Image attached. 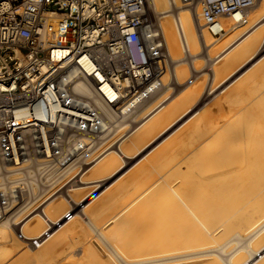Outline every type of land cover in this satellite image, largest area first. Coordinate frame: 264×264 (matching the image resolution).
Returning a JSON list of instances; mask_svg holds the SVG:
<instances>
[{"label": "bare ground", "instance_id": "6f19581e", "mask_svg": "<svg viewBox=\"0 0 264 264\" xmlns=\"http://www.w3.org/2000/svg\"><path fill=\"white\" fill-rule=\"evenodd\" d=\"M145 2L156 15V26L168 60H176L182 54L181 49L193 54L201 44L195 23L200 12L197 6L195 12L192 10L194 1L182 3L185 7L175 14L173 8L179 7L180 0ZM242 13L243 10H236L220 18L219 25L225 32H221L218 40L215 38V47H211L214 54H207V59L213 58L210 75L213 84L217 74L222 75L231 67H239L254 58L262 42L263 30L257 29L264 22L257 17L264 15V0L246 15ZM244 23L248 25L244 26L243 34L235 35L236 28ZM203 27V31L200 28L203 44L211 46L215 39H211ZM181 72L182 68L174 69L167 75L178 81ZM260 77L257 80L264 83V77ZM224 82L226 80L222 79L218 86ZM250 82L254 86V80ZM247 83L244 78L230 92L221 94L220 102L212 108L196 111L187 118L192 112L191 98L195 95L186 89L187 92L180 93L185 95L175 103H172L174 100L168 102L165 93L156 100L153 98L155 101L147 103L146 99L138 103L127 116L119 115V122L92 154L90 166L80 174L81 185L70 190L74 199L76 191L91 188L79 200L74 199H83L78 204L81 208L74 211L68 222L55 224L58 228L52 226L47 240L37 248L25 242L26 248H19L16 240H23L21 235L35 237L44 231L40 215L23 209L16 222H1L0 264H45L58 255L70 257L69 262L65 260L70 264H110V255L106 260L102 257L98 244L88 238L92 236L87 232L89 227L83 226V222L100 219L105 211L109 213L108 218L104 217L110 226H95L93 222L90 229L104 247H116V251L113 247L116 264H264V93L249 94L251 86ZM102 88L110 99L114 98L115 91L110 86L104 84ZM78 89L89 94L83 84H78ZM211 89L209 92L213 91ZM96 102L107 110L100 99ZM141 106L140 120L131 125L129 121L133 120L129 119ZM166 107L161 115L164 123L160 121L163 125L156 133L160 127V111ZM108 115L113 118L112 113ZM179 121L181 125L174 128ZM168 129L174 136L160 146L155 145L158 148L152 152L155 148L150 150L149 146L154 142L151 138L154 131L157 135ZM129 130L131 132L125 136ZM118 133L122 134L116 137ZM121 137L125 138L119 139ZM146 149L149 151L140 160H146L150 151L152 154L143 164L137 160L113 178L121 171L122 164L129 162L126 159L132 160ZM137 163L139 166L127 175ZM125 174L127 176L122 178ZM143 179H148V184ZM142 183L146 187L141 186ZM112 185L114 187L110 188ZM135 185H140L142 190ZM65 204L66 200L59 197L47 200L43 209L48 217L55 219L52 216L58 217L67 210ZM114 206L116 211L109 212ZM77 243L81 249L79 261L75 260L76 256L66 254V250L70 251Z\"/></svg>", "mask_w": 264, "mask_h": 264}, {"label": "built area", "instance_id": "2783aa9c", "mask_svg": "<svg viewBox=\"0 0 264 264\" xmlns=\"http://www.w3.org/2000/svg\"><path fill=\"white\" fill-rule=\"evenodd\" d=\"M193 1L211 35L224 31L220 15L255 2ZM168 58L145 0H0V223L40 215L44 231L21 235L37 248L68 222L83 200L70 190L119 115L158 91ZM59 197L67 210L51 219L43 208Z\"/></svg>", "mask_w": 264, "mask_h": 264}, {"label": "rangeland", "instance_id": "374dc122", "mask_svg": "<svg viewBox=\"0 0 264 264\" xmlns=\"http://www.w3.org/2000/svg\"><path fill=\"white\" fill-rule=\"evenodd\" d=\"M193 1V0H192ZM258 0H255V2L251 5V6H248V7H246V8H244L243 9V11H244V13H248V11H250L254 6H255V4H256V2H257ZM263 1V0H262ZM261 1V2H262ZM146 3V2H145ZM195 3V2H194ZM147 4V3H146ZM195 5V4H194ZM185 6L180 2L179 3V7H174L173 8V11L172 12H174V14H175V12H177L178 10H180L181 8H184ZM196 6H192V10L195 12V9L196 8H198V11L200 12V7L199 6H197L196 8H195ZM146 9H147V11H148V14H149V16H150V18L153 20V22L155 23V25H157V22H155V20H156V15H155V13L152 11V10H150L151 8H149V7H147V5H146ZM151 11V12H150ZM150 12V13H149ZM154 15V16H153ZM222 16H229V15H220L219 17H218V20L220 21V18H222ZM261 15H259L257 18H259L258 19V21H260V22H264V17H262V16H264V15H262L261 17H260ZM198 17H200L199 18V20H198ZM198 17H197V19L195 18V23H196V34H197V36L199 37V38H201L200 40V45H197L196 46V50H194L195 52L193 53V54H189V52H184V51H182V49L180 50V53H182L181 55L179 54V56H178V58L176 59V60H174V61H169L168 60V67H167V74H169V72L170 71H172L173 72V70L174 69H181L182 68V71L183 72H181L180 74H181V77H180V79L178 80V81H175V79H173V78H171V76L170 75H167L166 74V72H165V74L163 75V78H165V79H163L162 78V82H166V83H164V88L162 87L161 89L159 88L158 89V91L155 93V94H153V98H156V97H161V95L163 96L165 93L166 94H168L169 95V100L170 101H173L174 100V102H172V103H175V102H177L176 100L177 99H179L180 97H182L183 95H185V94H180V93H184L186 90H188V91H192V93L195 95H193L192 97L193 98H191V102L192 103H190V104H192L193 105V107H191L192 108V112H190L187 116H186V118L187 117H189L190 116V114H193L194 112H196V111H201V110H204L205 108V110H209L210 108H212V105L214 106L217 102H220V100H221V94L222 95H224V94H227L228 92H230V89L233 87H235V86H238V85H240L241 84V82L244 80V78L246 79V81L250 84V83H252V82H250V81H253L254 80V86H252L251 84H250V86L251 87H249V85H248V87H249V89L250 90H248L249 92V94H259L261 91H263V93H264V88L263 89H261L260 90V88H258V86L260 87L261 86V88L262 87H264L263 85H264V83H263V81H260V80H257V78H259L260 76L263 78L264 77V73H262V75H261V72H264V59H263V57H264V38L262 39V42H261V45H260V47L256 50V52H255V55H254V58H252V59H250L249 61H247L246 63H242L241 65H239V67H237V65L236 66H233V67H231L230 69H228L224 74H222V75H219V74H217L216 75V77H215V80H214V84L213 83H211L212 82V80H211V78H212V76H210V75H212L211 73H212V69H211V61L213 60V58H211V56L214 54V53H212V49L213 48H211L212 46H214L213 44H215L214 42H217V40H218V38H220V37H218L219 35H211L210 34V32H209V30H208V28H207V26H206V24H205V21H204V19L200 16V15H198ZM224 19H222L221 21H222V23L224 22L223 21ZM198 21H199V24L197 25V23H198ZM245 25H248L247 23H244V25L242 24V25H240L239 27H237L236 28V31H235V35L237 34H240V33H243V30H244V26ZM204 26V27H203ZM202 27L203 28H205L204 30L207 32V34H208V36H210L211 37V39H215V38H217V40L215 41H213V43L211 44V46L209 45V46H204V44H203V36H202V34H201V30H202ZM200 28H201V30H200ZM257 30H263L262 31V36H264V25H262L261 27H259ZM203 31V30H202ZM202 46V47H201ZM215 47V46H214ZM205 48V49H204ZM208 48V49H207ZM211 48V51L209 50ZM207 49V50H206ZM255 51V50H254ZM210 54L211 56L209 57V58H211V59H207V57L209 56V55H207V54ZM263 59V60H262ZM262 60V61H261ZM257 61H258V63H260V64H258L257 63ZM261 61V62H260ZM256 62V63H255ZM194 64V65H193ZM244 64H246L244 67H242V69L241 70H239L240 69V67L241 66H243ZM252 64V65H251ZM178 65V66H177ZM198 66V67H197ZM251 66H253L250 70H248V72H245V70H247L246 68L247 67H251ZM180 67V68H179ZM236 67L237 68H239V69H236ZM248 68V69H249ZM186 69V70H185ZM210 69V70H209ZM239 70V71H238ZM181 71V70H180ZM237 71V72H236ZM240 75V76H239ZM258 75V76H257ZM238 76V77H237ZM242 76V77H241ZM257 76V77H256ZM229 77V78H228ZM256 77V78H255ZM260 77V78H261ZM235 78H237L236 80H235ZM242 78V79H241ZM254 78V79H253ZM261 78V79H262ZM222 79H225L226 80V82H224L222 85H219L218 86V84L220 83V81L222 80ZM253 79V80H252ZM210 80V81H209ZM230 80V81H229ZM234 80V81H233ZM256 80V81H255ZM182 81V82H181ZM231 81H233L232 82V84L231 85H229L228 87H227V85H228V83L229 82H231ZM259 81H260V83H263V85H259L260 83H259ZM178 82H180V84L178 83ZM194 82V83H193ZM256 82V83H255ZM210 83H211V85H210ZM247 83V84H248ZM212 84L213 85H215V86H213L214 88L213 89H211V87L210 86H212ZM253 84V83H252ZM199 85V86H198ZM235 85V86H234ZM206 86H207V88H206ZM209 86V87H208ZM188 88V89H187ZM200 88V89H199ZM165 89V90H164ZM186 89V90H185ZM207 89V90H206ZM213 90V91H210L209 92V90ZM255 89V90H254ZM167 90V91H166ZM185 90V91H184ZM166 91V92H165ZM252 91V92H251ZM187 92V91H186ZM209 92V93H208ZM221 92V93H220ZM205 93V94H204ZM262 93V92H261ZM178 94V95H177ZM204 96V97H203ZM221 97V98H220ZM206 98V99H205ZM141 108H143V107H141ZM139 109L136 113H134L133 115H132V117H131V119H129V120H132V119H135V116L137 115V114H139L140 112H141V110L142 109ZM167 108L168 107H166V108H164L162 111H160V116H159V119H158V121H161V117L163 116V113L167 110ZM208 108V109H207ZM204 110V111H205ZM135 115V116H134ZM162 115V116H161ZM142 116V115H141ZM141 116H140V114L139 115H137L136 116V121H131V125H133V124H135V123H137L139 120H140V118H141ZM139 118V119H138ZM125 122H128V121H125ZM130 122V121H129ZM178 125H181V122H179V123H177L175 126H174V128L175 127H177ZM179 127V126H178ZM120 134H122V133H120ZM119 133L116 135V137L117 136H119L120 135ZM168 135V136H167ZM169 135H171V131H167V132H165L164 134H162V135H160L157 139H156V141L149 147V149L151 150V149H153L154 148V146L155 145H157V143L158 142H161V141H163L164 140V142H167L171 137H173V135H171V136H169ZM169 137V138H168ZM168 138V139H167ZM158 148V147H157ZM157 148H155L153 151H155ZM149 149H146L145 150V152L144 151H141V153L139 154V155H137V157H135V158H133L132 160L131 159H126V161L128 162V160H129V162L128 163H123L120 159H119V164H122L123 165V167H122V169H121V171L119 172V173H117L116 175H114V177L113 178H115V176H117L118 174H120L121 172H123L124 170H126L127 168H129L130 166H132L133 165V163L134 162H136L137 160H139L140 158H142L148 151H149ZM152 151V152H153ZM144 152V153H143ZM152 152L150 153V154H148V156L147 157H149L151 154H152ZM143 153V154H142ZM147 157H146V160H147ZM145 159H143V160H140V165L141 164H143L145 161H146ZM139 163H137L136 164V166H134V167H132V169H130V171H128V173H127V175L133 170V169H135L136 167H138L139 166ZM126 164V165H125ZM138 165V166H137ZM90 166V163L87 165V167L86 168H88ZM83 172V171H82ZM81 172V173H82ZM126 174L125 175H123L122 176V178L125 176H127ZM113 178L112 179H110L108 182H111L112 180H113ZM122 178H120V180L122 179ZM120 180H118V181H120ZM146 181L147 182V180L146 179H143V181ZM117 181V182H118ZM149 181V180H148ZM145 184V183H144ZM143 183L142 184H140L141 186L143 185V186H145L146 187V185H144ZM147 184H148V182H147ZM77 185H81L80 184V182H78L77 183ZM76 185V186H77ZM139 185V186H140ZM138 185H135V187H138V189H140V190H142V187H139ZM112 187H114L113 185L110 187V188H112ZM89 189H91V188H89V187H86V188H83V189H80L79 191H76L77 193H76V196L74 197V199H76V200H79L84 194H86L88 191H90ZM135 189V188H134ZM143 189H144V187H143ZM98 192H99V190H97ZM97 193V192H96ZM96 193H94V194H96ZM93 196V194L90 196V197H92ZM66 206H67V204H65ZM65 206V207H66ZM68 207V206H67ZM66 207V208H67ZM79 207V206H78ZM116 206H114L113 207V209H108L109 210V212H110V210H112L113 212L114 211H116L115 208ZM107 210V211H108ZM106 213V214H105ZM107 213L108 212H104V214L106 215H103L102 214V216H103V218H102V216H100V219H101V221H100V219L99 218H97V219H94L93 220V222L96 224L95 226H97V225H101L102 224V226H106V227H108V225L110 224H108L107 222H106V220H105V217L106 218H108V215H107ZM60 214H61V212H60ZM109 214V213H108ZM111 214V213H110ZM105 216V217H104ZM57 216L55 215L54 217L52 216V218H56ZM99 220V221H98ZM104 220V221H103ZM92 221L90 220V223H85V222H83V226L84 227H89V230L90 231H88L87 230V232L89 233V234H91L92 236H90L89 234V236H88V238H91L92 240H94V243H97L98 244V248H99V250L101 251V255H102V257L105 259V258H107V257H109V255H110V258H108V259H110L111 260V262H114L115 264H116V262L114 261V260H116V253H115V251H116V247L113 245V247L115 248V251H114V248L112 247V246H108L107 244H105V245H107V247H104L103 245L104 244H101L100 243V241H98L97 240V238H95V235H96V233H95V231L94 230H91L90 228H92L91 226L92 225H94V223L92 222ZM99 222H101V223H99ZM42 223H43V221H42ZM98 223V224H97ZM90 224V225H89ZM107 224V225H106ZM43 225V227L45 228V226H44V223L42 224ZM110 226V225H109ZM55 228H58V226H56ZM85 228V229H86ZM88 229V228H87ZM60 232H61V229L59 230ZM58 231V233H60ZM92 231V232H91ZM57 233V234H58ZM93 233V234H92ZM94 236V237H93ZM18 240V239H17ZM16 240V242H19L18 243V245H19V248H22V249H25L26 248V245H25V243H23L24 241L23 240H18L17 241ZM95 240H97V241H95ZM22 241V242H21ZM96 244V245H97ZM104 248H103V247ZM110 247V248H109ZM112 247V248H111ZM72 249V251L70 250V251H67L66 250V254L68 255L69 254V256L70 255H74V256H76L75 257V260H78L79 261V255H80V253H81V249H80V244L79 243H77L76 244V246L74 245V246H72L71 247ZM103 248V249H102ZM105 251H107L106 253H105ZM68 252V253H67ZM109 252V253H108ZM71 253V254H70ZM111 253V254H110ZM65 254V253H64ZM107 254V255H106ZM66 255V256H67ZM62 255H58V256H55V257H53L52 259H50V262L48 261V262H46L45 264H48V263H50V264H67L68 262H69V260H67V258H68V256H67V258H65V257H61ZM105 256V257H104ZM78 257V258H77ZM65 258V259H64ZM70 258V257H69ZM68 258V259H69ZM113 258V259H112ZM61 259V260H60ZM65 260H67L68 262H66ZM106 260V259H105ZM113 260V261H112ZM59 261H61V262H59ZM81 261V260H80ZM110 262V264H114V263H111ZM68 264H70V263H68Z\"/></svg>", "mask_w": 264, "mask_h": 264}, {"label": "crops", "instance_id": "0c3cea01", "mask_svg": "<svg viewBox=\"0 0 264 264\" xmlns=\"http://www.w3.org/2000/svg\"><path fill=\"white\" fill-rule=\"evenodd\" d=\"M260 3H261V0H258V1L256 2L255 6H254L250 11H248V12H251L254 8H257V7L260 5ZM242 14H243V16H244V15H246L247 13H242ZM226 18H227V17H226ZM261 26H262V25H261ZM224 32H225V31H224ZM242 34H243V33H241V35H242ZM241 35H240V36H241ZM263 38H264V37H263ZM260 45H261V44H260ZM259 47H260V46H259ZM263 59H264V57H263ZM263 59H262V60H263ZM262 60H261V61H262ZM261 61H260V62H261ZM246 64H247V63H246ZM246 64H244L242 67H244ZM258 64H260V63H258ZM242 67H241L239 70H241ZM252 67H253V66H252ZM252 67H250V68L247 67V68H246L247 70H245V72H248V70H250ZM248 68H249V69H248ZM239 70H238V71H239ZM236 72H237V71H236ZM162 87H163V86H161V88H162ZM161 88H160V89H161ZM167 96H168V97H167V100H168V102H169V99H170V98H169V95H167ZM154 99L156 100V98H154ZM154 99H153V95H152L150 98H148V100H147L146 102H147V103H148L149 101L151 102V100L153 101ZM157 99H158V98H157ZM155 100H154V101H155ZM145 104H146V103H145ZM145 104L142 105V106L144 107ZM142 106H141V107H142ZM139 109H140V108H139ZM139 109H138V110H139ZM141 109H142V108H141ZM132 120H133V121H136V120H134V119H132ZM162 121H163V120H162V118H161V122H162ZM161 122L159 121V123H160V127L158 128V130L156 131V133H159V132H160L159 130L161 129V127H162L164 121H163V123H161ZM179 122H181V121H179ZM179 122H178V123H179ZM129 123L131 124V122H129ZM157 124H158V123H157ZM161 124H162V125H161ZM173 129H174V128H173ZM130 130H131V129H130ZM130 130L128 131V133L125 134V136H126L127 134L129 135V133L131 132ZM167 131H171V129H168ZM167 131H164V132H167ZM176 132H177V131H176ZM156 133H155V131H154V133L152 134V137H151L152 140H154V142H155L156 139L159 137V135L164 134V133H160V134H157V135H156ZM172 133H173V132L171 131V134H172ZM172 135L174 136V134H172ZM122 138H125V137H121V138H119V139H122ZM117 140H118V139H117ZM154 142H153V143H154ZM142 143H143V142H142ZM142 143H140V144H142ZM153 143H151L150 146H151ZM164 143H165L164 141H161V143H157V146H158V145L160 146L161 144H164ZM142 145H143V144H142ZM150 146H149V147H150ZM154 148H155V147H154ZM154 148H153V149H154ZM156 148H157V147H156ZM152 151H153V150H152ZM150 153H151V151H150ZM139 160H140V159H139ZM139 160H138V162H139Z\"/></svg>", "mask_w": 264, "mask_h": 264}]
</instances>
